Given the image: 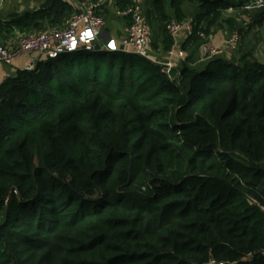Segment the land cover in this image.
I'll return each mask as SVG.
<instances>
[{
	"label": "trees",
	"instance_id": "obj_1",
	"mask_svg": "<svg viewBox=\"0 0 264 264\" xmlns=\"http://www.w3.org/2000/svg\"><path fill=\"white\" fill-rule=\"evenodd\" d=\"M252 1L146 0L147 48L153 19H192L171 77L152 57L97 46L0 85V264H264V61L240 52L264 26ZM132 3H109L107 25ZM76 10L47 0L13 14L0 44ZM220 25L238 32L239 58L196 65Z\"/></svg>",
	"mask_w": 264,
	"mask_h": 264
},
{
	"label": "built area",
	"instance_id": "obj_2",
	"mask_svg": "<svg viewBox=\"0 0 264 264\" xmlns=\"http://www.w3.org/2000/svg\"><path fill=\"white\" fill-rule=\"evenodd\" d=\"M77 8L60 29L32 32L18 39L15 46L0 44V64L11 65L19 57L25 54L35 53L40 57H56L66 53H72L81 49L91 50L100 46L107 52H123L139 55L152 60L147 54L149 44V26L144 19V3L146 0H133L126 8L113 6L115 17L123 21L124 28L120 38L104 40V31L107 21L104 11L109 8L113 0H70ZM6 0H0V9ZM264 6V0H253L245 9L251 10ZM233 10H229L232 13ZM192 19L183 23L172 20L167 25L169 34L174 39V46L168 52L170 61L160 63L163 72L171 77L174 70V61L186 58L187 53L179 46L181 34L189 35L192 32ZM240 36L234 31L223 45L216 46L205 43L201 47V59L210 60L223 56L226 48L236 50ZM181 43V42H180ZM31 67L29 69H33Z\"/></svg>",
	"mask_w": 264,
	"mask_h": 264
},
{
	"label": "crops",
	"instance_id": "obj_3",
	"mask_svg": "<svg viewBox=\"0 0 264 264\" xmlns=\"http://www.w3.org/2000/svg\"><path fill=\"white\" fill-rule=\"evenodd\" d=\"M40 5V1L39 0H33V1H29V0H6L3 8L0 9V22L3 21H7L13 14H21V12L23 11H30V10H37L38 6ZM236 13V14H235ZM235 14L233 16H237L238 12H232V13H226V15H232ZM119 22L123 23V21ZM114 24V25H113ZM108 27H106L105 31H104V40L109 36L111 38L114 37H119L121 35V29L123 24H119L118 21H112L110 23H108L107 25ZM216 30V34L212 35L208 41V43L216 45V46H220L223 45V43L225 41H223V37L220 36V32H219V27L215 29ZM225 30L227 33H229V28L227 25H225ZM258 28L256 29V31L250 33L249 35H247L245 41H244V46H243V50H240V52H245V51H250L252 49H255V47L257 46L256 44L259 42V35H256V32H258ZM112 33V34H111ZM24 35V34H23ZM22 36L21 33L16 32L13 36L12 39L4 42V45L6 46H15L18 42V39ZM185 34H181V36L179 37V46L181 47V43L182 41L185 40ZM232 51L229 48H226V52L224 57L228 60H236L239 58V56L235 53H231ZM31 57L32 60H28ZM194 57L195 59L198 61V59H201V47L196 49L194 51ZM38 56L35 53H31V54H25L21 57H19L16 61H14L13 64L11 65H5V64H0V85L7 79L10 78L12 76H14V74H16V72L18 70H24V69H29L31 67H35L36 64V60H37ZM179 60H175L174 62H177ZM264 61V60H261Z\"/></svg>",
	"mask_w": 264,
	"mask_h": 264
},
{
	"label": "rangeland",
	"instance_id": "obj_4",
	"mask_svg": "<svg viewBox=\"0 0 264 264\" xmlns=\"http://www.w3.org/2000/svg\"><path fill=\"white\" fill-rule=\"evenodd\" d=\"M29 1H33V0H29ZM35 1V0H34ZM40 1V5L38 6V8H40L43 4H45L47 2V0H39ZM184 9L187 13V15H192L194 12V7H192L189 4H185L184 5ZM24 12V11H23ZM21 12V13H23ZM233 12H237L235 10H233ZM236 14V13H235ZM235 14L229 15V16H233ZM116 21V20H114ZM252 23V15L251 14H243L238 18V23L241 27H245L247 26L248 22ZM152 23L150 24L151 27V42L149 45V48H147V54L149 57H152L155 61L160 62V63H167L168 61H170L168 52L165 51V43H166V25L169 21H167L166 23H163L159 20H155L153 19L151 21ZM119 24H123L122 22L120 23L118 21ZM255 24V23H254ZM114 25V24H113ZM258 25V24H257ZM260 26H262L260 28V30H258V32H256V35H259V42L256 44L257 46L255 47V49H253V56L256 59L259 60H264V26L261 24ZM108 27V26H107ZM124 25L122 26L123 30ZM235 30H229V33L226 32L225 27L223 25L219 26V32H220V36L223 37V41H227L229 39V37L232 35V33H234ZM112 34V33H111ZM214 34H216V30L214 31ZM25 35V34H24ZM23 36V34H22ZM110 37L109 36L106 38V40ZM114 38H118V37H114ZM153 42L156 43V46L153 45ZM232 53V52H231ZM28 60H32L31 57H28ZM79 62V60L76 61V64ZM196 65H198V61H196ZM174 69H179L181 66V61H177L174 62ZM15 75V74H14ZM13 77V76H12Z\"/></svg>",
	"mask_w": 264,
	"mask_h": 264
}]
</instances>
